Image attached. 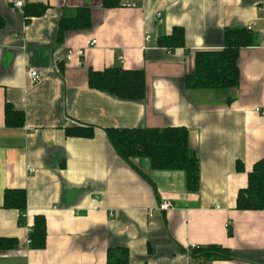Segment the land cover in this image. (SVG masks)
Masks as SVG:
<instances>
[{"label": "crops", "instance_id": "1", "mask_svg": "<svg viewBox=\"0 0 264 264\" xmlns=\"http://www.w3.org/2000/svg\"><path fill=\"white\" fill-rule=\"evenodd\" d=\"M37 3L47 10L24 23L23 6ZM79 8L90 10L91 27L57 43L58 21ZM252 24L258 44L240 51L236 89L185 90L195 53L221 49L224 29ZM174 27L184 30V48H158ZM114 65L144 72L142 101L88 87L89 70ZM28 70L41 80L32 83ZM5 104L23 112L21 127H5ZM263 105L264 0H123L113 9L101 0H0V238L18 243L0 251V264H106L115 247L128 250V264H196L188 249L209 245L231 258L208 264H264V211L236 210L247 174L264 158V116L255 112ZM75 126L92 127V137H66ZM170 127L188 131L199 159L196 193L185 191L181 172L137 160L155 194L105 135ZM8 189L25 191L24 226L19 211L3 208ZM163 202L172 208L160 210ZM35 215L46 221L41 250L27 243Z\"/></svg>", "mask_w": 264, "mask_h": 264}, {"label": "trees", "instance_id": "2", "mask_svg": "<svg viewBox=\"0 0 264 264\" xmlns=\"http://www.w3.org/2000/svg\"><path fill=\"white\" fill-rule=\"evenodd\" d=\"M123 0H101L102 8L113 9L122 6ZM46 4L23 6L24 23L40 17L47 10ZM91 13L88 8H79L74 17H62L58 21L56 42L61 43L68 32L87 30L91 27ZM258 44V39L246 27L226 28L223 32L222 47L214 51L195 53L194 68L183 79L185 90L228 93L239 85L240 73L238 58L240 51ZM156 46L167 52L184 48V30L172 28L169 35L160 37ZM87 84L91 90L107 94L119 101H142L145 96V76L142 70H125L120 65L102 71H88ZM228 104L231 100L227 101ZM24 123L22 111L11 105L4 106V125L8 128L21 127ZM66 137L91 138L92 127H71L65 130ZM106 138L120 160L144 179L156 194V188L149 177L136 164L146 160L150 171L181 172L184 176V189L196 193L200 187L199 159L190 148L187 129L170 127L163 129H106ZM236 171L243 172L241 163H236ZM3 208L20 212L18 225H25L26 194L21 189H8L3 194ZM236 210L264 211V158L255 162L247 174V185L236 196ZM228 236L231 231L228 230ZM46 221L42 215H35L27 234L28 247L41 250L45 247ZM15 239L0 238V251L17 248ZM188 257L192 263L208 264L219 260H229L228 249L217 245L189 248ZM128 250L124 247L109 248L106 264H128Z\"/></svg>", "mask_w": 264, "mask_h": 264}, {"label": "built area", "instance_id": "3", "mask_svg": "<svg viewBox=\"0 0 264 264\" xmlns=\"http://www.w3.org/2000/svg\"><path fill=\"white\" fill-rule=\"evenodd\" d=\"M14 6L16 8H20L22 7V3L17 1L14 3ZM246 29L248 31H253L255 29V25L252 24V25H248L246 27ZM146 41H148V38H146ZM96 44L95 41H92L90 45L94 46ZM71 52H69V57L71 56ZM28 76L30 78V80L32 81V83H38L40 80H41V75L34 71V70H28ZM255 112L258 113L259 115L261 116H264V105L262 107H257L255 108ZM160 210H168V209H171L172 208V205L169 203V202H163L161 205H160ZM28 243V242H27ZM190 248H194V247H190Z\"/></svg>", "mask_w": 264, "mask_h": 264}]
</instances>
